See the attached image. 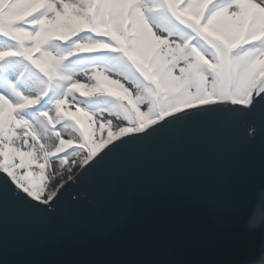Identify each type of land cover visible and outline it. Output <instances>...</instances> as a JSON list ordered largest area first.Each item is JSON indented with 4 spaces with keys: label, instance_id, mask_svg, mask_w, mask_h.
<instances>
[{
    "label": "snow or ice",
    "instance_id": "6c2138e0",
    "mask_svg": "<svg viewBox=\"0 0 264 264\" xmlns=\"http://www.w3.org/2000/svg\"><path fill=\"white\" fill-rule=\"evenodd\" d=\"M0 40L9 44L0 49V200L32 212L56 211L73 175L170 126L204 116L264 122V0H0ZM53 42L71 51L57 58ZM98 53L115 58L112 70L62 75V60ZM65 79L63 98L46 107ZM92 96L118 108L98 120L73 100ZM69 127L76 136L64 138Z\"/></svg>",
    "mask_w": 264,
    "mask_h": 264
},
{
    "label": "water",
    "instance_id": "95a60500",
    "mask_svg": "<svg viewBox=\"0 0 264 264\" xmlns=\"http://www.w3.org/2000/svg\"><path fill=\"white\" fill-rule=\"evenodd\" d=\"M68 185L48 214L0 200V264H264L256 117L170 126Z\"/></svg>",
    "mask_w": 264,
    "mask_h": 264
},
{
    "label": "rangeland",
    "instance_id": "374dc122",
    "mask_svg": "<svg viewBox=\"0 0 264 264\" xmlns=\"http://www.w3.org/2000/svg\"><path fill=\"white\" fill-rule=\"evenodd\" d=\"M229 0H216V7L220 8L226 6ZM9 44L5 40H0V49L8 47ZM71 44H61L53 42L50 45V51L57 58H61L67 55L71 51ZM115 64V58L111 55L98 53L87 56H72L70 59L62 60V67L66 70L62 75L72 80H88L96 71H109L112 70ZM58 87H54L48 93V104L46 107L50 108L52 102L57 98H63L64 93L67 89L68 80L58 81ZM76 104L82 105L85 110L90 113L96 114V119H109L108 112L115 111L118 108V102L111 97L105 96H92V97H73ZM36 114L33 113V116ZM112 120H116L112 117ZM59 129L60 126L58 125ZM76 136L75 131L72 128H65L63 130V137H74ZM48 148L52 149L56 144V137L49 134L46 141ZM77 154H70V158ZM55 164L53 165V169ZM52 169H50L51 171ZM57 172H59V166H57ZM46 175V181L48 180Z\"/></svg>",
    "mask_w": 264,
    "mask_h": 264
},
{
    "label": "bare ground",
    "instance_id": "6f19581e",
    "mask_svg": "<svg viewBox=\"0 0 264 264\" xmlns=\"http://www.w3.org/2000/svg\"><path fill=\"white\" fill-rule=\"evenodd\" d=\"M117 121L115 120H113V123L115 124ZM70 159H72V160H76V159H78V154L77 155H75V156H73V157H71ZM56 166H54V168H55ZM1 175H4L3 173H0ZM65 175H67V173H65ZM75 176L76 175H73L71 178H70V180H68L67 181V183H70L74 178H75ZM56 178H58V174H57V177ZM65 181H61V183H64ZM58 187H59V185H58Z\"/></svg>",
    "mask_w": 264,
    "mask_h": 264
},
{
    "label": "clouds",
    "instance_id": "9594fccd",
    "mask_svg": "<svg viewBox=\"0 0 264 264\" xmlns=\"http://www.w3.org/2000/svg\"><path fill=\"white\" fill-rule=\"evenodd\" d=\"M249 227H250L251 229H253L252 226H249Z\"/></svg>",
    "mask_w": 264,
    "mask_h": 264
}]
</instances>
